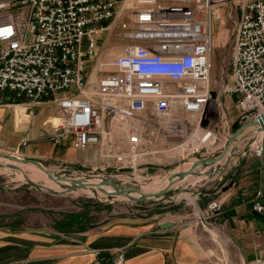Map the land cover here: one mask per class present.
Returning a JSON list of instances; mask_svg holds the SVG:
<instances>
[{"label":"built area","instance_id":"obj_1","mask_svg":"<svg viewBox=\"0 0 264 264\" xmlns=\"http://www.w3.org/2000/svg\"><path fill=\"white\" fill-rule=\"evenodd\" d=\"M126 1L0 0V96L52 108L49 140L100 148L108 168L174 159L169 153L189 148L199 132L214 140L196 137L204 145L191 154L213 156L219 151L201 150L216 141L217 102L227 108L214 96L212 53L229 23L230 78L221 96L243 126L264 114V0ZM250 128L254 144L244 154L264 159L257 133L264 130ZM222 208L213 200L207 210ZM253 210L264 214V203ZM126 260L119 252L113 264Z\"/></svg>","mask_w":264,"mask_h":264},{"label":"crops","instance_id":"obj_2","mask_svg":"<svg viewBox=\"0 0 264 264\" xmlns=\"http://www.w3.org/2000/svg\"><path fill=\"white\" fill-rule=\"evenodd\" d=\"M54 113L10 94L0 96V152L43 162H78L83 156L72 144L49 140L47 123ZM212 126L215 131L219 124ZM244 151H237L226 171L207 182L210 186L197 191L196 208L177 207L165 218L156 211L148 217L99 220L104 210L84 204L51 210L18 202L23 188L0 192V264H113L119 252L126 255V264H255L264 258V214L253 210L257 200L264 203V159ZM35 191L45 197L44 190ZM213 200L223 208L210 214L207 207Z\"/></svg>","mask_w":264,"mask_h":264},{"label":"rangeland","instance_id":"obj_3","mask_svg":"<svg viewBox=\"0 0 264 264\" xmlns=\"http://www.w3.org/2000/svg\"><path fill=\"white\" fill-rule=\"evenodd\" d=\"M146 1H151V0H127L126 3L127 5L128 4L142 5L145 4ZM224 29L230 31L227 32L223 30L222 31L218 30L217 32H219V34L215 39V48L212 53V62H213L212 79L214 82H216L217 85L216 93L214 94L215 99L217 98L219 101L224 103L225 108H227L228 110L227 109L223 110L224 117L223 116L218 117L219 126L216 127L214 131L216 141L213 144L208 145L207 147L204 146L206 148L201 150V154L204 153V151L206 150H208L210 153H215L218 152V150L219 151L222 150L223 146L225 147V145L227 144L229 138L243 126V124L239 122V112L237 108L234 107L232 100L225 98L224 96H221L220 93L223 82L229 81L230 78V61H231V51H232L231 45L228 46L226 45L229 38L231 39V34H232L231 24L226 23ZM121 51H122V47L118 46L114 52L115 54L118 55ZM111 56H113L112 53L108 54L106 58L110 59ZM236 99L237 98H234L235 101ZM217 104L220 103L217 102ZM49 116H51V114ZM230 118H232V120ZM234 120L236 121L234 122ZM51 124H52V120L48 119L47 126L50 127ZM207 125L208 122L204 121L203 127H207ZM251 131L254 132V130ZM253 136H255V134L252 135L251 133L247 138H244L243 141L245 142L243 143V146L241 148L239 147L240 150L238 151H243L244 148L247 149L249 148V146H252L254 144V141L253 140L249 141V140ZM240 137L238 138V140H240ZM224 139H225V143H224ZM194 141H195L194 148L193 147L185 148L181 150L178 154L169 153L170 157H176L174 159L173 158L162 159L160 163L157 165H148V164L140 165L135 170L105 167L104 163L100 159L101 149L97 147L87 149L86 151L75 150L78 155L83 157L82 159L79 158L78 162L73 164H69V163L67 164V163H63L62 161H54V160L44 161V162L40 159H33V160H38L44 167H46V169L53 172L54 175L61 176L62 178L68 180H75V179L80 180L81 179L80 177L83 176L82 179L97 178L96 180H100V181L109 180L112 181L113 183L119 184L122 183V181L125 180L126 178H127L126 180L128 179L134 180L138 176L149 178L154 176H162V174L165 175L166 173H171L174 171L176 172L180 170H186L188 164L193 159H197V157L191 153H194L195 151L199 150L204 145V144L200 145L198 140L194 139ZM235 144L233 143V145ZM69 145H71L70 142H68L67 146ZM91 151L95 152L96 154L90 156L89 158L85 157V155L87 153L89 154V152ZM175 151L178 152L177 150ZM0 154L12 155L21 160L31 159L24 157L19 152L18 153L0 152ZM0 162L9 166V167L0 166L1 193L5 194L12 189L23 188L21 189L23 190L21 192V194L23 195L20 197V199H16L18 202H23L30 206L43 205L45 209H51V210L61 209L67 211L70 210V208H72L73 205H78V204L98 206L99 208H101V210H104V213H100L98 217L99 220H106V218H119L125 216L148 217L156 211L162 212L163 214L162 218H165L166 213L177 207L180 208L185 207L187 209L192 210L193 206H195V208L197 207L196 204V200H197L196 197L198 194L197 191L200 188H206L211 185V184H207L210 178L207 177V175H204L205 177L195 182L184 181L177 187H175V185H177L175 184L164 197L152 198L144 202H133L123 197L109 198L107 195L105 196V194L102 192H101L102 195L98 194L97 192L98 189L96 188L92 189L91 190L92 192L89 193H88L89 190H87L88 188H86L87 193L85 192V189L67 190L61 188L56 182L50 179L34 178L33 175H31L30 170L24 168L26 164L27 165L32 164L29 162L28 163L22 161L16 162L7 157L0 158ZM146 167H149V169H145ZM151 167H155V168H151ZM23 170H25V172ZM30 181L45 185L50 188V191L44 190L45 197L41 198L40 191H35V188L29 185ZM61 183L64 182L61 181ZM129 183L134 184L135 182H129ZM104 188L107 191H112V189H110V186ZM152 191L153 189L148 191V193L149 192L152 193ZM186 192L190 193L191 196L194 197L195 199L194 202H192L191 198L182 197V193H186ZM5 199L7 200L6 197ZM232 253H234L233 249H232Z\"/></svg>","mask_w":264,"mask_h":264},{"label":"water","instance_id":"obj_4","mask_svg":"<svg viewBox=\"0 0 264 264\" xmlns=\"http://www.w3.org/2000/svg\"><path fill=\"white\" fill-rule=\"evenodd\" d=\"M258 126V130L262 131L264 130V114L260 115L257 120L250 122L244 126H242L236 133H234L228 140L227 144L225 147L219 151L218 153L214 154L213 156H200L197 155V160L191 165L190 168L186 170H180L179 172H176L175 174H172L170 177V182L168 185L162 189L161 191L157 192L156 194H152L151 192H142L138 186H135V184L132 183H126V184H116L113 183L112 181L106 180V181H101V182H92L90 179H82V180H68L65 178H62L61 176H56L54 175L51 171L46 169L38 160H27V159H19L15 156L12 155H7V154H0V158L2 157H7L13 161L19 162H25V163H32L35 166L41 168L47 175L48 178L54 182H56L61 188L67 189V190H75V189H86V188H92V189H98L100 192L104 193L107 195L109 198H114V197H123L127 198L133 202H144L146 200H150L152 198H161L164 197L171 189L172 186L175 182H180L186 179L187 176L190 175H201L200 173L202 170H199V166L204 167V175H208L207 177L214 178L219 174H223L226 169L228 168L231 159L235 156L237 151L239 150V146H237V140L239 136L247 129L250 127ZM233 145V143H235ZM233 145V146H232ZM229 153V154H228ZM226 162L224 165H221L220 162L226 157ZM217 164L216 168L212 169L211 166ZM0 166L3 167H9L8 165H5L0 162ZM14 167V166H13ZM18 168V167H17ZM63 181L64 183H61ZM29 185L33 188L36 189H42V190H47L50 191V188L34 183V182H29ZM112 187V191H107L104 187ZM138 194L139 196H136ZM171 224H162V228L169 227Z\"/></svg>","mask_w":264,"mask_h":264},{"label":"bare ground","instance_id":"obj_5","mask_svg":"<svg viewBox=\"0 0 264 264\" xmlns=\"http://www.w3.org/2000/svg\"><path fill=\"white\" fill-rule=\"evenodd\" d=\"M222 31V30H221ZM221 42V41H220ZM216 106L218 107V109H219V111L221 112V114H222V116L224 117V112H222V110H221V106H220V104H216ZM50 120H52V119H50ZM52 122H53V120H52ZM251 130H254V129H250V128H248V129H246L243 133H242V135H241V137H240V140H238V142H237V145L241 148L242 146H243V143L245 142V141H243V139L244 138H247L251 133ZM258 133V135L260 136V137H262V136H264V132H257ZM199 135V136H198ZM196 137H200V139H206V140H210V141H213L214 139L212 138V137H208V135H206L204 132H199L197 135H196ZM196 137H194L192 140L193 141H191V143H190V147H193L194 148V143H195V141H194V139L195 140H198V138H196ZM210 138V139H209ZM225 138V137H224ZM213 139V140H212ZM198 142H199V140H198ZM224 143H225V139H224ZM236 143V142H235ZM234 143V144H235ZM199 144L201 145V144H204L202 141L201 142H199ZM245 145V144H244ZM221 146V145H220ZM218 148H219V146H218ZM223 148H224V146H223ZM183 149H185V147H183V148H180V149H177V151L178 152H176V151H172V152H170V153H176V154H178L181 150H183ZM240 150V149H239ZM215 151V150H214ZM219 151V150H218ZM168 156H170V155H168ZM191 158H194V157H191ZM226 158H227V156L223 159V161L224 160H226ZM234 159V158H233ZM193 161V163L195 162V159H193L192 160ZM192 161L188 164V166H187V168L186 169H188V168H190L191 167V165L193 164L192 163ZM222 164V163H221ZM215 167V166H214ZM24 168H27L28 170H30V173H31V175H33V177L34 178H39V179H41V178H44V179H49L48 178V175L41 169V168H39V167H37V166H35L34 164H26V166H24ZM46 168V167H45ZM185 168V167H184ZM199 170H202V172L200 173L201 175H199V176H197V175H190V176H187L186 177V179L185 180H183V181H180V182H175L174 184H173V186L175 185V184H177V185H175V187H177V186H179L181 183H183L184 181H189V182H195V181H197V180H200V179H202L203 177H205L204 176V167L203 166H199ZM24 172H25V170H23ZM176 172H179V171H176ZM175 171L174 172H171V173H166L165 175L164 174H162V176H154V177H149V178H145V177H142V176H138V177H136V179H134V180H123L122 181V183H120V184H126V183H129V182H135L134 184H135V186H138V188L140 189V190H142V192H148V191H150V190H152L153 189V191H152V194H156L157 192H159V191H161L162 189H164L167 185H168V183L170 182V177H171V175L172 174H175L176 173ZM53 173V172H52ZM137 174V173H136ZM87 176V175H86ZM208 176V175H207ZM83 177V176H82ZM82 177H80L81 179H82ZM91 177V176H90ZM125 177V176H124ZM148 177V176H147ZM80 179V180H81ZM87 179V178H86ZM88 179H90L92 182H101L100 180H96V179H94V178H88ZM122 179H123V177H122ZM76 180V179H75ZM78 180V179H77ZM119 180V179H118ZM45 182V181H44ZM49 183V182H48ZM53 185V184H52ZM172 186V187H173ZM55 189V188H54ZM110 189H112V187H110ZM59 190V189H58ZM64 190V189H63ZM87 190H89L88 191V193L89 192H92L91 190H92V188H88ZM113 190V189H112ZM83 191V190H82ZM70 192V191H69ZM85 192L87 193V191H86V189H85ZM97 192H98V194H101V192L99 191V190H97ZM100 192V193H99ZM102 195V194H101ZM92 196V195H91ZM106 196V195H105ZM136 196H139L138 194H136ZM179 197V196H178ZM182 197H187V198H191V200H192V202H194L195 201V199H194V197H192L191 196V194L190 193H182Z\"/></svg>","mask_w":264,"mask_h":264},{"label":"trees","instance_id":"obj_6","mask_svg":"<svg viewBox=\"0 0 264 264\" xmlns=\"http://www.w3.org/2000/svg\"><path fill=\"white\" fill-rule=\"evenodd\" d=\"M84 207H85L86 209L93 208V209L96 210V211H102L101 208H99L98 206H94V205H85V204H84ZM78 216H79V218H83V217H84L83 214H79ZM74 217H75V215H67V218H68V219H71V220H75ZM70 223H73V222L70 221ZM91 223H92V222H91Z\"/></svg>","mask_w":264,"mask_h":264}]
</instances>
